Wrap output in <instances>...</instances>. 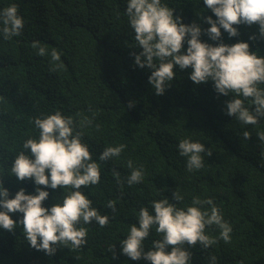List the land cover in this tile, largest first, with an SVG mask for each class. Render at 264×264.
Segmentation results:
<instances>
[{
  "label": "trees",
  "instance_id": "16d2710c",
  "mask_svg": "<svg viewBox=\"0 0 264 264\" xmlns=\"http://www.w3.org/2000/svg\"><path fill=\"white\" fill-rule=\"evenodd\" d=\"M128 0H0V11L15 4L23 17L20 36L4 39L0 34V183L12 199L21 189L36 195L37 187L49 193L42 206L50 209L62 204L72 189L44 185L34 179L19 180L10 172L16 156L29 138H39L34 125L37 117L55 112L71 116L82 132V143L89 147L99 165L100 182L79 189L92 201L109 223L81 224L87 229V243L79 249L56 246L46 254L30 245L20 223L23 213H9L16 227H0V264H151L146 259L132 260L122 253L121 241L132 224L139 226L142 207L164 197L177 207L186 208L194 197L212 199L223 219L231 226V240L219 239V229L206 227V234L217 243L203 249L185 245L192 254L191 264H264V118L255 125H245L227 115L232 94H219L214 82L196 84L190 79L192 69L174 67V79L162 95L149 83L153 69L141 68L135 55L142 51L134 39L126 14ZM185 25L201 28L199 39L211 46L220 43L249 44V51L264 57V35L259 25H233L238 35L229 36L221 28V37L211 39L207 17H217L204 0H162ZM250 37H254L251 38ZM186 37L182 52L186 54ZM46 49L41 56L38 47ZM59 54L53 60L51 53ZM264 89V84L259 85ZM129 101L133 106L129 107ZM250 107V101H245ZM254 107V106H252ZM88 118L91 124L80 127ZM247 131L250 139H245ZM183 139L200 142L211 156L202 153L203 167L189 172L187 157L178 144ZM125 145L120 156L99 159L109 146ZM133 168H141L144 179L129 186L127 177ZM113 172H119L117 182ZM173 192L183 199L175 201ZM116 201V211L107 208ZM210 211V206L205 205ZM0 210H3L0 208ZM155 228L144 241V251L152 250L160 239ZM39 242V241H38ZM110 246H113L110 249ZM142 261V262H141Z\"/></svg>",
  "mask_w": 264,
  "mask_h": 264
},
{
  "label": "clouds",
  "instance_id": "9594fccd",
  "mask_svg": "<svg viewBox=\"0 0 264 264\" xmlns=\"http://www.w3.org/2000/svg\"><path fill=\"white\" fill-rule=\"evenodd\" d=\"M207 8L217 17H207L211 25L206 30L208 36L217 40L221 37V28L229 36L238 35L236 27L245 23L259 25L264 35V0H204ZM126 14L134 30L136 44L142 48L135 55L136 64L143 68L153 69L149 83L157 95H162L166 84L171 82L176 73L174 67L191 68L190 79L196 83L214 82V88L225 96L232 94L234 99L227 102V115L235 117L242 124L255 125L264 118V57L249 51V44L238 42L232 45L220 43L211 46L202 42L199 37L201 28L193 23H180L179 17L173 16V10L162 3V0H128ZM24 27L23 17L18 14V7L12 4L0 11V34L4 39L20 36ZM186 37V54L181 50ZM254 38V37H250ZM38 47L37 43L33 44ZM41 56L46 49L38 47ZM53 60H59L57 52L51 53ZM245 101H250V107ZM133 102L129 101V107ZM254 106V107H252ZM91 124L85 118L80 127ZM34 125L39 129V138H29L23 149L30 150L31 157L21 151L15 158L10 172L19 180L34 179L37 186L44 185L56 189H72L63 198L62 204L50 209L42 206L49 193L37 187L36 195L18 191L14 198H8V190L0 183V227L12 231L17 221L9 213H23L20 221L30 245L46 254H54L56 246H70L79 249L87 243V229L78 225L97 223L104 227L109 223L108 215H101L92 206V201L79 189L81 186L96 185L100 182L99 165L93 161L89 147L82 143V132L76 128L71 116L55 112L44 118L37 117ZM245 139L250 134L243 133ZM264 142V132L258 134ZM125 145L106 147L99 155L101 161H108L120 156ZM181 156L187 157L189 172L203 167L202 153L211 156V150L205 149L200 142L183 139L178 144ZM128 167L132 169L126 178L129 186L138 184L144 179L141 168H133L131 160ZM117 182H121L119 172H113ZM173 199H183L178 192H173ZM210 206V211L204 206ZM112 212L116 211V201L109 200L106 205ZM149 207H142L138 213L139 226L132 224L126 239L121 241L122 253L132 260L146 259L151 264H191V253L185 245L195 247L197 243L207 249L217 243L215 237L206 234V227L215 225L219 239L225 243L231 240V226L223 219L219 208L212 199L201 200L194 197L192 204L186 208L177 207L164 197L151 202ZM161 237L153 241V248L144 251V241L150 230ZM39 241V242H38ZM113 246H110V249ZM216 256H210L211 264H216ZM142 262V261H141Z\"/></svg>",
  "mask_w": 264,
  "mask_h": 264
}]
</instances>
